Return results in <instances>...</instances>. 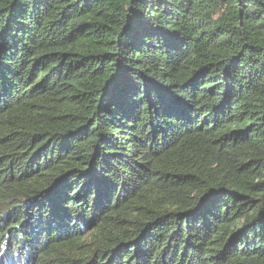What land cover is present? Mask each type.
<instances>
[{"label":"trees","instance_id":"1","mask_svg":"<svg viewBox=\"0 0 264 264\" xmlns=\"http://www.w3.org/2000/svg\"><path fill=\"white\" fill-rule=\"evenodd\" d=\"M0 264H264V0H0Z\"/></svg>","mask_w":264,"mask_h":264}]
</instances>
